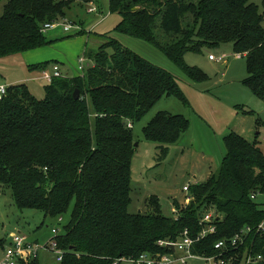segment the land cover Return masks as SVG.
Here are the masks:
<instances>
[{
	"label": "trees",
	"instance_id": "1",
	"mask_svg": "<svg viewBox=\"0 0 264 264\" xmlns=\"http://www.w3.org/2000/svg\"><path fill=\"white\" fill-rule=\"evenodd\" d=\"M88 1L8 0L0 12V59L53 43L43 25L65 18L74 2ZM262 7L251 0H109L110 11L121 15L115 31L153 44L192 81H207L208 75L189 65L186 54L232 43L234 53L246 59L243 84L264 104V0ZM101 37L96 51L83 53L91 62L83 76L54 78L45 85L44 98L26 83L9 85L0 98V189H11L20 210H39L45 219L71 209L57 236L65 252L57 264H127L120 258L167 252L158 242L175 240L185 229L197 236L200 218L210 209L216 212V232L196 242L193 251L215 254L216 242L239 234L243 244L230 255L239 261L253 252L264 264V231L258 230L264 202L257 199L264 195V119L256 118L252 139L235 131L224 137L219 167L191 183L189 203L174 200L177 219L164 215L157 195L146 200L151 212H130L137 146L129 124L142 120L165 96L189 101L169 71L118 39ZM49 65L28 67L42 72ZM241 110L255 114L251 108ZM189 126L187 116L162 110L143 133L160 144L159 154L165 156Z\"/></svg>",
	"mask_w": 264,
	"mask_h": 264
},
{
	"label": "rangeland",
	"instance_id": "2",
	"mask_svg": "<svg viewBox=\"0 0 264 264\" xmlns=\"http://www.w3.org/2000/svg\"><path fill=\"white\" fill-rule=\"evenodd\" d=\"M7 1H0V12ZM251 1L263 9V0ZM90 7H95L96 11L90 12ZM120 20L121 15L118 12L110 11L109 0L74 2L66 11L63 21L78 25L82 30L77 32V29L73 28L65 32L63 26L50 28L45 32L46 37L51 39L58 35L53 39L57 44L51 43L46 47L54 46L58 52H62L65 58L64 72L76 75L79 71L78 59L84 51H96L99 43L103 41L101 36L113 37L176 77L189 104H184L176 96H165L142 120L133 125V135L138 145L132 159L130 205L132 213L151 212L146 200L151 195H157L164 215L172 216L174 200L185 199L184 184L203 181L210 169L215 171L219 167L226 152L223 135H227L235 125H239L236 129L245 131L249 137H253L256 132L252 130L251 121L242 120L241 109L251 103L252 96L251 90L243 84V80L248 76L246 59L234 53L232 43L223 44L217 49L205 48L202 53L190 52L185 56L186 62L191 66H198L208 75L207 81L195 82L153 44L115 31L114 28ZM156 31L160 33L159 29ZM210 53L217 57L223 56L224 59L212 61L209 59ZM225 62L229 63L226 68L222 67ZM90 63L88 60L87 65ZM28 66L22 53L0 59V85L26 83L37 98H44L47 82L41 78L33 79L41 73L29 70ZM253 99L258 100L255 96ZM159 110L183 114L190 120L188 130L178 142L170 145V151L165 156L159 154L160 144L146 139L143 133V128ZM261 128L264 133V126ZM194 174L197 178H194ZM257 199L264 202V195H259ZM261 207L264 208V204ZM70 218L71 209L62 216V220L51 217L45 219L39 210H20L13 201L11 189L1 188L0 239H3L4 243L0 246V264L5 247L9 244L12 234L17 231H21L28 240L41 246L40 264H57V255L44 249V246L55 235L53 229H57L59 235L64 232V226ZM187 264H205V261L191 260Z\"/></svg>",
	"mask_w": 264,
	"mask_h": 264
},
{
	"label": "built area",
	"instance_id": "3",
	"mask_svg": "<svg viewBox=\"0 0 264 264\" xmlns=\"http://www.w3.org/2000/svg\"><path fill=\"white\" fill-rule=\"evenodd\" d=\"M90 12L96 11L95 7L89 8ZM63 26L65 32H69L71 29L76 28L77 32L81 31L78 25H73L63 21V19H56L52 22H47L43 25L42 31L45 33L50 28H57ZM209 59L213 61H222L223 56L217 57L210 53ZM87 65V57L83 54L78 59V73L77 75L83 76L84 69ZM70 74L65 73L61 70L59 64H53L51 69H47L41 72L39 78L44 79L47 83H51L54 78L60 77L65 78ZM8 90V85H0V98L5 96ZM133 125L130 123L129 127ZM261 141L264 143V135L261 137ZM191 183H187L183 186V190L186 192L185 203H189L192 197L189 195V186ZM255 194H252V198H256ZM171 209L172 217H179V208L175 203L172 204ZM216 218L215 209H210L200 218V224L202 225L201 230L197 236H192L189 229H185L181 232L179 237L175 240L166 239L160 240L158 243L160 246H164L169 249L164 253H142L138 257H122L120 260L127 264H187L191 260H204L205 264H262L263 257L261 255H255L253 252L246 253L242 258L238 255L231 256L234 251L241 248L243 244L241 235L237 234L231 239H222L216 242L215 249L217 252L212 255L199 254L193 251V246L199 240L206 238L207 236L216 232V224L214 219ZM62 220V217H59ZM259 231H264V222L259 224ZM250 229L246 231L248 233ZM55 234L51 240L44 246V249L51 251L57 255V261L61 262L64 255V250L60 249L57 242L58 230L53 229ZM170 246H173L172 249ZM41 246L38 243L31 242L28 237L22 234L21 231H17L11 236L9 244L5 247L2 264H20L22 261H29L32 259L39 258Z\"/></svg>",
	"mask_w": 264,
	"mask_h": 264
},
{
	"label": "crops",
	"instance_id": "4",
	"mask_svg": "<svg viewBox=\"0 0 264 264\" xmlns=\"http://www.w3.org/2000/svg\"><path fill=\"white\" fill-rule=\"evenodd\" d=\"M56 36H58V35H55L53 38H51L52 40L53 39H55V38H57ZM54 41V40H53ZM54 43V45H56L57 43H55V41L53 42ZM22 55L24 56V59L26 60V62H27V65H34V64H40V63H44V62H50V65L48 66V69H51V67H52V65L54 64V63H57V64H59L60 65V68H61V70L62 71H64L63 70V65H64V60H65V58L63 57V55H62V52H58L57 51V49H55L54 48V46H52V47H41V48H37V49H34V50H30V51H26V52H24V53H22ZM237 56H240V55H238L237 54ZM213 61V60H212ZM222 65H224V68H226V67H228L229 66V63H224V64H222ZM33 71H38L39 72V70H33ZM41 72V71H40ZM68 74H70L69 72H67ZM41 75V74H40ZM40 75L37 77V76H35L33 79H38L39 77H40ZM75 75V74H74ZM246 87V86H245ZM253 97H254V94L252 93V96H251V103H249L247 106H245L244 108H251V109H253L254 111H255V114H242V120H243V122L245 121V120H248V121H251V123H252V130L254 129V130H256V118L258 117V116H260L261 118H263L264 119V104H262L261 102H258L257 100H254L253 99ZM158 104V103H157ZM156 104V105H157ZM253 104H255V105H253ZM155 105V106H156ZM253 105V106H252ZM154 106V107H155ZM190 107V106H189ZM159 111H162V110H159ZM255 116H256V118H255ZM254 118H255V120H254ZM236 128H239V125L236 127V125L229 131V132H231V131H235V132H238L239 134H241V135H243V136H245V137H247V138H254V135H253V137L252 136H250L249 137V135H247L246 134V132L245 131H239L238 129H236ZM184 135V134H183ZM182 135V136H183ZM262 135H264V133L262 134ZM223 136H226V133L223 135ZM182 138V137H181ZM264 144V143H263ZM212 172V169H210V171H209V174ZM208 174V175H209ZM195 175V174H194ZM194 178H197L196 177V175L194 176ZM187 183H191V182H187ZM186 183V184H187ZM185 185V184H184ZM176 197V196H175ZM173 199H175L174 197H173ZM9 242H10V240H9ZM8 242V243H9Z\"/></svg>",
	"mask_w": 264,
	"mask_h": 264
},
{
	"label": "water",
	"instance_id": "5",
	"mask_svg": "<svg viewBox=\"0 0 264 264\" xmlns=\"http://www.w3.org/2000/svg\"><path fill=\"white\" fill-rule=\"evenodd\" d=\"M89 1H93V0H89ZM222 67H224V65H222ZM73 96H74V98H76V99H78L79 98V96H80V90L79 89H76L75 91H74V94H73ZM135 145L137 146L138 145V143L136 142L135 143ZM172 249H174V247L173 246H170Z\"/></svg>",
	"mask_w": 264,
	"mask_h": 264
}]
</instances>
